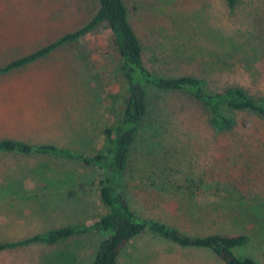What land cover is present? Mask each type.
Segmentation results:
<instances>
[{
  "label": "rangeland",
  "instance_id": "1",
  "mask_svg": "<svg viewBox=\"0 0 264 264\" xmlns=\"http://www.w3.org/2000/svg\"><path fill=\"white\" fill-rule=\"evenodd\" d=\"M145 65L195 75L204 88L242 86L264 98V0H124ZM98 0H0V66L75 31ZM105 24L0 73V139L52 143L93 154L119 118L126 83ZM144 126L131 145L126 195L142 216L188 234H246L243 251L264 264V117L235 112L217 131L188 93L147 91ZM97 172L79 160L0 152V243L90 224L105 213ZM191 180V181H190ZM188 184L194 185L193 196ZM198 186V187H197ZM200 187V189H198ZM107 233L0 250V264H91ZM117 264H225L212 251L140 233Z\"/></svg>",
  "mask_w": 264,
  "mask_h": 264
},
{
  "label": "trees",
  "instance_id": "2",
  "mask_svg": "<svg viewBox=\"0 0 264 264\" xmlns=\"http://www.w3.org/2000/svg\"><path fill=\"white\" fill-rule=\"evenodd\" d=\"M239 0H226L234 8ZM91 19L75 31L61 36L29 54L0 66V73L28 64L61 43L77 40L101 24H105L117 52V71L126 83L119 118L102 130L103 143L93 154L74 151L52 143L30 144L17 139H0V152L44 154L74 159L97 172L98 197L105 213L90 224H70L51 228L30 238L0 243V250L29 242L52 244L66 237L88 230L106 232L101 239L91 264H117L123 247L140 233H151L181 247L212 251L225 264H258L243 248L249 241L246 234L211 232L188 234L160 219L142 216L130 204L125 189L131 145L144 126L147 113V91L188 93L204 106L211 126L217 131H229L235 123V112L248 111L264 117V98L250 95L242 86L230 84L217 91L204 88L205 80L195 75H158L143 61L142 45L132 27L124 0H98ZM191 181V180H190ZM188 184V195L195 194ZM198 187V186H197ZM200 189V187L198 188ZM190 196V195H189Z\"/></svg>",
  "mask_w": 264,
  "mask_h": 264
}]
</instances>
